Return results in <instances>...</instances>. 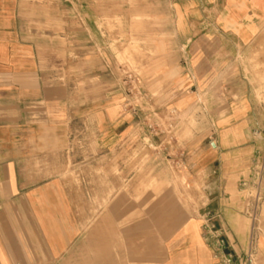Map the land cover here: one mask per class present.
I'll return each mask as SVG.
<instances>
[{"label": "crops", "instance_id": "crops-1", "mask_svg": "<svg viewBox=\"0 0 264 264\" xmlns=\"http://www.w3.org/2000/svg\"><path fill=\"white\" fill-rule=\"evenodd\" d=\"M121 1L75 0L73 30L68 0H0V264H217L207 217L226 251L249 250L241 182L264 151V108L245 90L236 55L259 38L264 0H146L140 9L150 18L139 30ZM117 17L123 31L108 27ZM121 32L157 43L160 88L140 82L159 111L205 119L181 142L204 200L170 207L171 222L146 217L122 188L131 181V139L141 134L121 69L104 57ZM227 70L236 73L224 79ZM155 230L159 243L149 237ZM255 246L264 256V227Z\"/></svg>", "mask_w": 264, "mask_h": 264}, {"label": "rangeland", "instance_id": "rangeland-1", "mask_svg": "<svg viewBox=\"0 0 264 264\" xmlns=\"http://www.w3.org/2000/svg\"><path fill=\"white\" fill-rule=\"evenodd\" d=\"M121 2L124 3V0ZM142 2H146V0H127V3L135 11L133 13V16H136L133 22V29L139 30L141 28L139 27V23L144 21V19L148 20L150 18L140 9ZM68 3L69 8L71 10L73 9L71 14L72 20L68 25L74 30L79 24L74 18L75 0H68ZM118 5L116 7L117 12L120 10ZM107 24L109 29L112 30L123 31L124 29V23L118 17L115 22H108ZM123 35L124 33L121 32L120 37L109 39L108 45L111 47V53L107 52L104 54L105 60L108 64L117 67L122 65L137 77L144 78L150 83V90L155 93L160 88L159 83H161V80L159 81L155 77V72L153 71V65L159 56L155 39L139 37L127 38ZM104 40L107 43V39ZM75 55V53H72L68 57L74 58ZM60 57L61 55L58 56V58ZM236 60L242 67L238 72L243 74L245 82L248 84L245 90L253 95L255 100L264 108V23L261 26L259 38L251 47L250 51L245 54L236 55ZM71 72L75 71L71 70ZM235 73V70L222 71L221 76L225 79ZM116 89L117 87L110 91H115ZM235 95L237 96V93ZM133 103L138 108L145 107V111H155L158 107L155 102H147L140 98H135ZM204 120L200 119L195 112L191 114H179L177 135L179 136L180 142L193 138V131ZM261 137H264V134H261ZM131 142L133 143L131 144L130 157L126 162V167L129 169L128 174L130 173L131 175V181L128 184L123 183L122 188L133 191L134 205H139V202H141V204L147 207L146 211L149 214L145 215L146 217L151 216L150 212L154 211L152 216L158 214L159 217H162L163 221L171 222L175 214L171 213V210H169L170 207H175V211L177 209L186 210L190 206H198L204 200L203 182H201L200 177H195L183 164L179 163L174 148L171 146L167 147L166 145H157L156 142L158 141L153 139L150 134H145L141 137L137 134L131 139ZM152 143L154 145L150 148L149 145ZM66 168L68 172H71L70 170L73 168L71 162L67 164ZM114 173L121 176L124 174L118 166H116ZM258 221L260 232L261 228L264 227V209L258 217ZM167 232H171V230L164 229V234ZM150 235L156 238L158 243L161 241V236L158 231H149V237ZM256 262L257 264H264V256L258 254Z\"/></svg>", "mask_w": 264, "mask_h": 264}, {"label": "built area", "instance_id": "built-area-1", "mask_svg": "<svg viewBox=\"0 0 264 264\" xmlns=\"http://www.w3.org/2000/svg\"><path fill=\"white\" fill-rule=\"evenodd\" d=\"M119 68L122 74L119 80L121 83L120 88L123 89V93L126 96L127 106L139 119V134L141 136L150 134L153 139L158 141L156 142L157 145H166L174 148L176 157L179 163L182 164V143L177 135L179 113L175 110H169L163 114L158 107L155 111H145V107H136L133 103L135 98H140L147 102L152 100L145 95L140 77H137L122 65H119ZM153 145L154 143L149 145V147L152 148ZM241 187L245 192V212L252 219L253 230L249 250L243 256H237L232 252L226 251L225 241L217 234L211 217H207L204 222L205 237L214 252L217 264H257L256 257L258 253L255 246L256 233L259 230L257 221L264 209V151L257 152L253 157L250 178L243 180Z\"/></svg>", "mask_w": 264, "mask_h": 264}]
</instances>
